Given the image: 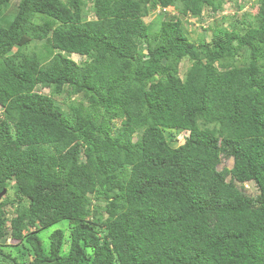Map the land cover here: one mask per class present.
I'll list each match as a JSON object with an SVG mask.
<instances>
[{"label":"trees","instance_id":"16d2710c","mask_svg":"<svg viewBox=\"0 0 264 264\" xmlns=\"http://www.w3.org/2000/svg\"><path fill=\"white\" fill-rule=\"evenodd\" d=\"M10 1L0 264H264V0Z\"/></svg>","mask_w":264,"mask_h":264},{"label":"rangeland","instance_id":"374dc122","mask_svg":"<svg viewBox=\"0 0 264 264\" xmlns=\"http://www.w3.org/2000/svg\"><path fill=\"white\" fill-rule=\"evenodd\" d=\"M17 2H18V0H11L10 3L8 4V8H6V10L3 13L5 14L8 11L12 12L14 10ZM255 9L256 8L252 4V0H228L222 5V8L219 9L215 13L214 17L217 18L218 20L221 19L224 23L229 22L232 24H238L237 27H240V23H241L240 21L241 20L248 22V23L249 22H252V23L255 22V20H254ZM158 11L159 10L155 11L154 13L152 12V15H149L145 19L146 20L150 19L151 16H153L155 13H158ZM167 11H171L172 13L174 12L173 9H168ZM204 20L209 22L211 20V18L204 16ZM0 21L5 22L4 19H2V18L0 19ZM197 31L191 33V36L196 37V35L198 33ZM205 34H206V36L208 35L207 37H209L208 33H205ZM72 57L76 61H78L80 58L78 55H72ZM186 63L187 62L183 60L181 62V66H185ZM41 91L44 93H47L48 89L44 88V89H41ZM64 94L65 93L56 95L55 98L61 100L64 98ZM187 135H188V131L180 130V131L174 132V135H173L174 138H172V134H171V138H168V142L170 143L171 146L180 145L181 143H183V141ZM226 165L228 167H230L231 166V160H227ZM250 187H252V188H250ZM243 189L245 192L255 190V188H253V186H252V183H250V182L247 185H244ZM58 226L63 228L65 234L68 233L67 224L65 222L59 223ZM54 227H56V226H53L51 228H54ZM51 228L43 230L40 233V235L46 237L47 233L49 232V230Z\"/></svg>","mask_w":264,"mask_h":264},{"label":"clouds","instance_id":"9594fccd","mask_svg":"<svg viewBox=\"0 0 264 264\" xmlns=\"http://www.w3.org/2000/svg\"><path fill=\"white\" fill-rule=\"evenodd\" d=\"M159 8H160V6H157V9H156L155 11L160 10ZM168 9H173V8H172L171 6H167L166 10H168ZM155 11H154V12H155ZM154 12H153V13H154ZM186 131H187V130H186ZM250 183H251V182H250ZM245 185H247V183H245Z\"/></svg>","mask_w":264,"mask_h":264},{"label":"water","instance_id":"95a60500","mask_svg":"<svg viewBox=\"0 0 264 264\" xmlns=\"http://www.w3.org/2000/svg\"><path fill=\"white\" fill-rule=\"evenodd\" d=\"M4 192H5V190H3V191L0 193V197H1V195H2Z\"/></svg>","mask_w":264,"mask_h":264}]
</instances>
